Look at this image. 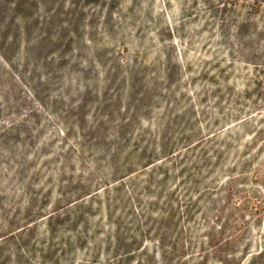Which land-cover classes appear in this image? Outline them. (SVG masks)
I'll use <instances>...</instances> for the list:
<instances>
[{"label": "rangeland", "instance_id": "rangeland-1", "mask_svg": "<svg viewBox=\"0 0 264 264\" xmlns=\"http://www.w3.org/2000/svg\"><path fill=\"white\" fill-rule=\"evenodd\" d=\"M0 264H264V0H0Z\"/></svg>", "mask_w": 264, "mask_h": 264}, {"label": "trees", "instance_id": "trees-1", "mask_svg": "<svg viewBox=\"0 0 264 264\" xmlns=\"http://www.w3.org/2000/svg\"><path fill=\"white\" fill-rule=\"evenodd\" d=\"M152 162H149V164H151Z\"/></svg>", "mask_w": 264, "mask_h": 264}]
</instances>
